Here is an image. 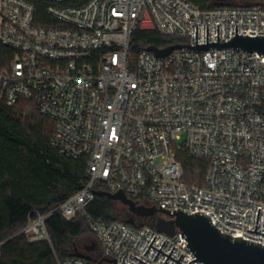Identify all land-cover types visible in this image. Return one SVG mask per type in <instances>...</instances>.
<instances>
[{
    "label": "built area",
    "instance_id": "obj_1",
    "mask_svg": "<svg viewBox=\"0 0 264 264\" xmlns=\"http://www.w3.org/2000/svg\"><path fill=\"white\" fill-rule=\"evenodd\" d=\"M35 1L47 4V19H39L30 0H0V46L10 52L0 66V100L33 104L55 123L52 146L86 161L88 181L53 212L83 217L102 258L117 264H144L134 257L164 264L168 256L154 261L159 251L152 247L145 255L156 236L153 246L160 250L166 242L168 255L176 247L171 257L183 254L182 264L197 257L180 232L93 218V191L123 189L139 204L204 212L221 233L264 245L263 234L248 231H255L260 208L257 232L264 233V56L183 48L157 58L148 48L130 51L138 30L195 47L197 26L198 45L207 44V26L209 43L218 42V26L220 44L236 37V26L238 35L264 36V8L205 9L189 0ZM184 153L208 162L202 185L186 182ZM50 214L36 213L21 234L30 243L50 242Z\"/></svg>",
    "mask_w": 264,
    "mask_h": 264
},
{
    "label": "trees",
    "instance_id": "obj_2",
    "mask_svg": "<svg viewBox=\"0 0 264 264\" xmlns=\"http://www.w3.org/2000/svg\"><path fill=\"white\" fill-rule=\"evenodd\" d=\"M30 1L36 4L39 19H47V4ZM88 1L76 0L70 4L83 5ZM189 1L205 9L225 6L211 4L209 0ZM257 5L264 8L262 4ZM131 41L130 51L137 54L149 47L160 49L174 45L179 39L163 36L157 31L138 30ZM9 54L0 46L1 67L6 64ZM262 111L264 113V107ZM54 132L55 123L43 118L33 104L8 106L0 100V243H3L0 264H60L73 258H84L97 264L79 255V240L87 231L91 232L86 220L81 216L69 219L61 211L53 212L88 181L85 159L74 161L61 155L51 143ZM181 161L186 182L202 185L208 162L187 153ZM114 203L117 202L105 196H96L88 213L97 220L119 221L114 218ZM141 204L147 203L141 200ZM36 213H51L46 219L50 242L30 243L21 234ZM139 219L144 221L143 225L152 222V219ZM125 223L141 226L132 219Z\"/></svg>",
    "mask_w": 264,
    "mask_h": 264
},
{
    "label": "water",
    "instance_id": "obj_3",
    "mask_svg": "<svg viewBox=\"0 0 264 264\" xmlns=\"http://www.w3.org/2000/svg\"><path fill=\"white\" fill-rule=\"evenodd\" d=\"M216 1L221 5H238L234 0ZM240 1L242 6L250 7L253 5V1L255 0ZM258 1L264 2V0ZM183 48H188L189 50L194 49L195 51H208L210 49H232L246 52L249 55L259 54L264 56V36L249 37L248 35H238V26H236V37L226 43L220 44V26H218V42L209 43V26H207V44L198 45L197 26V47L191 45H172L165 49L149 47L148 50L154 52L155 57L164 58L175 50H180ZM93 192H95L97 196L107 197L110 201L120 202L128 208L132 215L138 218L145 220L152 219L150 226L161 233L171 236L177 232L183 234L182 237L189 242L187 247H189L190 251L197 257L196 260H192L189 264L197 260L202 261L204 264H264V245L242 239V237H232L226 233H221V230L212 223L211 218L204 212H196L195 214L188 215L187 212H183L179 209L175 210L174 213H171V211L168 209H163L162 207L161 209H158L156 206L139 204V201L136 202L128 198L123 192V189H120L119 192L114 194L100 191ZM260 210L261 209L259 208L255 231H248L264 235V233L257 232ZM141 226H143V224ZM156 238L157 236L154 238L145 255H147L148 251L152 247L159 251L154 261H156L160 253H163L164 255L168 256V259L164 264L167 263L169 258L176 261L177 264H182L180 260L183 257V254L177 261L171 257L176 247H174L170 255H168L162 252L166 242H164L160 250L153 246ZM99 255L102 257V252H100ZM134 258L144 264H147L137 257ZM101 261L107 262L108 264H117L118 260L102 258Z\"/></svg>",
    "mask_w": 264,
    "mask_h": 264
},
{
    "label": "rangeland",
    "instance_id": "obj_4",
    "mask_svg": "<svg viewBox=\"0 0 264 264\" xmlns=\"http://www.w3.org/2000/svg\"><path fill=\"white\" fill-rule=\"evenodd\" d=\"M210 3H218L216 0H209ZM238 5H241L240 0H234ZM262 4L264 5V2H260L258 0L253 1V5ZM114 218L118 219L119 221L127 222L129 219H132L136 225H142L144 221L140 220L138 217L133 216L128 208H126L123 204L120 202L114 203ZM79 247V255L83 257H88L92 261H94L97 264H103L102 257L99 255L101 252V248L98 245V242L95 238V236L87 231L86 236L81 238L77 244ZM101 261V263H100ZM106 264V263H105Z\"/></svg>",
    "mask_w": 264,
    "mask_h": 264
},
{
    "label": "flooded vegetation",
    "instance_id": "obj_5",
    "mask_svg": "<svg viewBox=\"0 0 264 264\" xmlns=\"http://www.w3.org/2000/svg\"><path fill=\"white\" fill-rule=\"evenodd\" d=\"M134 216V215H133Z\"/></svg>",
    "mask_w": 264,
    "mask_h": 264
}]
</instances>
